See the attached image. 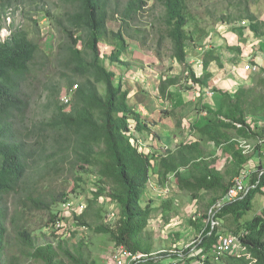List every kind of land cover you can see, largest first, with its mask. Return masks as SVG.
Returning <instances> with one entry per match:
<instances>
[{"label":"trees","instance_id":"obj_1","mask_svg":"<svg viewBox=\"0 0 264 264\" xmlns=\"http://www.w3.org/2000/svg\"><path fill=\"white\" fill-rule=\"evenodd\" d=\"M67 10L51 12L42 8L38 11L48 24L53 25L60 38L54 57L60 69L64 71L65 88L72 91L68 104L56 107L55 112L44 124L42 134L34 141L38 156L26 148V142L13 134L15 116H22L25 103L21 98L22 85L32 77V66L40 53L41 37L39 23L27 17V28L9 26V33L0 39V264H14L15 256L7 254V233L9 208L7 199L18 196L24 178L34 165L40 164L45 171L67 174L78 184L85 177H94L91 181L92 197L86 208L74 217V224L86 226V218L102 219L100 201L106 200L116 208L112 226L100 224L96 234L106 235L115 245H124L129 250L152 254L153 235L146 231L152 216V204L142 205L143 196L150 180L152 164L148 154L141 151L131 140L134 134H128L129 119L136 133H150L141 117L127 103L128 93L115 81L113 71L105 67L118 63L123 65L121 56L127 51V39L139 41L142 33L133 24L141 15L144 0H61ZM189 0H154L163 9L162 28L158 31L155 55L162 58L161 45L167 44L169 59L180 67L178 75H164L157 88L162 101L171 99L170 89L188 90L201 88L203 82L211 76L209 65L215 63L221 67L218 49L213 47L201 52V73L196 74L188 63V47L193 43L187 30L193 16L189 10ZM12 7L6 0H0V29L3 16ZM32 10V8H31ZM249 22L247 27H234L237 36L247 31L257 39L264 40V20H260L250 11L243 16ZM119 21L116 31L108 28V22ZM38 29V30H37ZM140 42L144 45L145 39ZM101 44L110 46L108 54H103ZM229 51L240 52V47H225ZM53 55V54H52ZM50 59V58H49ZM257 85L262 92L252 95L244 86L238 87L231 95L228 92L212 88L211 93L220 96L217 110L202 108L208 118L202 125H188L191 137L179 143L174 150H166L158 160L157 179L161 184L168 174H173L175 188L187 193L197 201L202 194L210 195L209 209L214 208V219H231L235 235L246 248V254L238 257L223 256L219 264H264V209L252 219L243 221L251 208V200L257 193H263L264 174L256 173L252 183L254 187L238 198L215 205L226 194L231 182H225L224 173L217 167L218 155L226 156L230 162L227 174L229 179L239 175L250 158L238 149L235 139L257 142L264 133L263 127H252L247 116H259L264 119V68L259 67ZM184 81V85H182ZM59 94L55 90L53 95ZM176 110H161V116H169L174 122V131L182 130L181 119ZM175 118H177L175 120ZM254 149L258 145H254ZM35 158V159H34ZM31 160V162H30ZM260 168V166H258ZM264 194V193H263ZM64 194L51 201L52 204L66 202ZM62 202V203H63ZM38 209V208H37ZM49 209V207L47 208ZM163 219L168 221L166 213L172 212L173 202L165 201L161 205ZM55 213L50 214V224ZM49 224V223H48ZM49 224V225H50ZM17 238L21 251L28 258L43 264H95L94 260H83L77 251L76 259L67 249L66 242H47L35 245L33 238L25 228L17 229ZM74 235V233L72 234ZM172 243L179 235L171 233ZM216 241V230L210 222L200 232L194 248L196 258L207 255ZM82 243L79 244L81 248ZM164 255L165 258H151L138 264H168L167 259L184 256L181 254ZM184 255L188 250L183 251ZM200 264H211L208 260Z\"/></svg>","mask_w":264,"mask_h":264},{"label":"rangeland","instance_id":"obj_2","mask_svg":"<svg viewBox=\"0 0 264 264\" xmlns=\"http://www.w3.org/2000/svg\"><path fill=\"white\" fill-rule=\"evenodd\" d=\"M6 1L12 4V7L3 16V27L0 29L1 40H4L8 35L11 24H14L15 27L27 28V17H31L39 23L41 37L39 47L41 51L36 56L32 66V77L22 85L21 98L25 103V108L22 116H15L13 127V134H15L16 138L25 141L26 148L33 150L34 156L37 157L38 151H35L37 145L34 141L43 133L44 124L55 112L56 107L62 104V96L70 93V90L64 86V71L60 69L58 61L54 57L60 38L55 33L53 25L48 24L45 17L38 11V8L39 10L45 8L51 12H63L67 10V7L61 0ZM144 1L146 5L143 7L139 18L133 24V28L142 31L138 35L139 41L127 39L129 47L124 55L121 56V60H127L126 62L130 61L132 64H136L141 71H144L149 76L153 86L156 88L161 77L164 75H178L181 72V67L175 61L169 59L167 44L161 45L160 52L162 58L159 60L156 57L155 51L157 49L158 31L162 28L163 9L155 4L154 0ZM188 3L189 10L193 16V20L187 27L194 40L188 47V53L191 54H195V52L201 53L198 48H202L203 50L206 47L215 48L217 45L224 46L229 42H235L236 33H234L233 28L239 27L237 24L246 20L243 18L246 11H250V13H253L260 20H264V0H189ZM118 27L119 21L111 20L108 22L110 30L116 31ZM243 33L248 34L247 31ZM141 37L145 39L144 45L140 42ZM110 49V46L101 44V51L104 55L108 54ZM191 54L187 57L188 63ZM240 64L245 65L246 62H241ZM104 65L114 72L115 81L117 82L116 78L119 77L121 65L118 63L109 65L107 61H105ZM198 68H196V74L199 73ZM258 78V73L253 74L250 81L244 86L246 89L251 90L254 96L262 92L260 86L257 85ZM184 84V81H182V85ZM187 86L191 87L188 90L194 88L190 84H187ZM55 90L59 91L58 95H53ZM188 90L183 91L186 92ZM157 99L160 101L159 103H163L165 107H168L167 104H171L172 96L167 101H162L158 96ZM161 110L171 111V109L168 111L167 108ZM247 119L253 123L254 120H258L264 124V119L259 116L250 115L247 116ZM128 123L133 128L131 119H129ZM183 130L189 133L187 125H183L182 130H178L177 134H182ZM138 138L145 146L143 152L150 157L152 164L150 177L154 178V175L157 173L156 161L159 160L164 152H156L157 157H155L156 154L154 152L152 155L150 152L147 153L145 149L146 141L139 136ZM189 139L184 141H188ZM217 155L219 158L217 167L224 173L225 182H231L234 177L229 179L226 172L230 165L228 158L221 156L220 152H217ZM250 164L254 167L256 163L251 162ZM92 180H94L93 176L85 177L84 181L75 184L67 174L55 173L53 170L45 171L40 164L34 165L33 169L28 171L21 185L20 194L18 196H11L6 201L9 208L8 233L6 237L7 254L9 257L15 256L14 264H43L40 261L28 258L22 253L16 234L18 228L28 230L34 244L37 246L47 242H53L56 245L58 241H63L66 242L67 249L76 259L79 258L77 255V251H79L82 254L83 260H94L95 264H111L110 251L113 243L108 236L96 234L95 228L100 224L113 225L114 220L108 215L110 212H116L114 204L106 200L100 201L103 211L102 219L98 220L94 217H87V225H72L70 235L68 232L67 234L55 232L49 222L50 214L55 213L63 202L52 204L51 201L58 198L61 194H64L66 200L74 202L83 201L87 205L88 199L92 197ZM166 180L164 179L162 184L159 182L157 185L156 183L153 185L154 181L152 180V185H149L146 195L142 199V205L150 202L153 207L151 220L146 229L148 233L153 235V254L163 256L165 253L164 255H169V249H171V254L175 251L181 252L187 262L196 264L197 251L194 245L200 232L206 226L209 210L212 209H209L208 205L210 195L202 194L195 201L187 193L179 192L175 188V185H172L168 194L164 195L163 189ZM169 200L173 202V210L166 213L169 218L167 221L162 217L161 205L163 202ZM48 207L49 209H47ZM263 209L264 194L257 192L251 200V208L246 212L243 221L250 220L254 216L259 215ZM220 224V229L227 233H231V229L234 228L231 219L220 221ZM73 233L74 235H72ZM171 233L179 235V240L176 243H172ZM80 243H82L81 248H79ZM186 249L188 253L184 255L183 251ZM166 261L168 262L169 260L167 259ZM67 263L74 264L68 260Z\"/></svg>","mask_w":264,"mask_h":264},{"label":"crops","instance_id":"obj_3","mask_svg":"<svg viewBox=\"0 0 264 264\" xmlns=\"http://www.w3.org/2000/svg\"><path fill=\"white\" fill-rule=\"evenodd\" d=\"M226 46H238L241 51H229L225 48ZM207 48L209 49V47H206L203 50L198 48V50L202 52L208 50ZM215 49H218L221 67H218L215 63L209 65L208 69L211 76L203 82L201 88L194 87L186 92L175 87L171 88L172 99L171 104H167L168 107H165L163 103H159L157 88L153 86L149 76L141 71L136 64H132L130 61L126 62L127 60L123 61L126 63L121 65L119 69V77L116 78L117 83L119 82L122 90L128 93L127 103L129 107L140 115L141 122L146 124L150 131V133L136 134L146 141L145 149L147 153L150 152L152 155L153 152L156 154V152L161 153V151L165 152L169 149L174 150L179 143L191 138V135L184 130L182 134L178 135L174 131L173 119L169 116L163 118L161 109L176 110V115L181 119L182 126L202 125L208 118V113L202 108L215 111L220 103V96L211 93L210 89L216 88L232 95L238 87L245 86L253 74L245 72L243 65L240 64L241 62H249L264 68V40L257 39L249 33H243L242 37L235 35V42H229L224 46L217 45ZM190 56L189 64L195 72L196 68L199 67V73L197 74L199 75L201 73V53L195 52ZM184 137L186 138L184 139ZM157 156L156 154L155 157ZM156 165L158 166V161H156ZM152 180L154 181L153 185L159 183L157 173L154 178L150 177L147 188L150 184L152 185Z\"/></svg>","mask_w":264,"mask_h":264},{"label":"built area","instance_id":"obj_4","mask_svg":"<svg viewBox=\"0 0 264 264\" xmlns=\"http://www.w3.org/2000/svg\"><path fill=\"white\" fill-rule=\"evenodd\" d=\"M237 25L240 27H247L249 25V22L247 20H243ZM243 70L251 74L259 73V67L249 62L243 65ZM76 87L77 86L74 85L73 89L70 90V93L64 94L62 96L61 98L62 104L69 103L71 93L76 89ZM246 121L252 127L264 126V124H262L258 120L256 121L254 120L255 124L251 122V120H248L247 118ZM128 130H129L128 134H134L131 140L136 144V146L141 151H143V148L145 146L141 143V140L136 135V132L134 131V127L132 128V126L128 124ZM235 141L241 153L245 156H249L250 160L248 164H250L251 162H255L256 164L254 167L248 164L244 166V168L240 171L239 175L231 180V184L228 187L226 194L215 205V207H219L225 202H230L238 198L242 193H245L250 188H254L259 183V181L252 183L253 175L256 173H259L260 175L264 174V133L262 137L258 139L257 142H251L246 139H235ZM255 144L258 145L257 149H254ZM258 166H260V168H258ZM166 179L167 180L165 181V187L163 189L164 195L168 194L170 188H172V185L174 186L173 174L171 173L168 174L166 176ZM262 192L264 193V187H262ZM85 208H86V204L83 201L74 202L68 200L66 202L61 203V205L57 208L55 212L54 222L51 223L52 229L60 234H67L68 232L70 235V228L72 225H74L75 222L74 217L79 216L84 211ZM213 210L214 208L209 210L208 222H210L211 229L216 230V241L213 247L211 248L210 252L207 255H202L200 259L196 261V264H200V262L206 260H208L211 264H219L223 256L230 255V256L238 257L240 255L246 254V248L240 243L239 239L235 235L231 233H227L224 230L220 229L219 227L221 225L220 221L213 218L214 216ZM108 216L114 219L115 212H110ZM174 253L178 255L180 254V252L178 251H175ZM151 258L163 259L165 257L161 256L160 254L154 255L153 253L145 254L139 251H132L129 250L124 245H115V244H113V247L110 251L111 264H138L146 260H149ZM168 260H169L168 264H191V262H187L185 259L181 257L175 259L171 258Z\"/></svg>","mask_w":264,"mask_h":264}]
</instances>
